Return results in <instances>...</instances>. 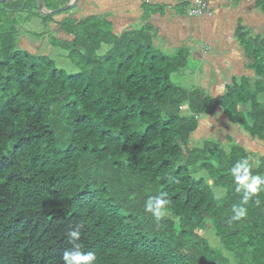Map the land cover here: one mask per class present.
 <instances>
[{"label": "trees", "instance_id": "16d2710c", "mask_svg": "<svg viewBox=\"0 0 264 264\" xmlns=\"http://www.w3.org/2000/svg\"><path fill=\"white\" fill-rule=\"evenodd\" d=\"M16 1L0 7V264H264V156L194 142L221 108L264 146V39L239 33L256 76L214 97L174 82L189 53H163L150 28L116 38L73 22L69 75L19 47L9 17L30 3Z\"/></svg>", "mask_w": 264, "mask_h": 264}, {"label": "crops", "instance_id": "0c3cea01", "mask_svg": "<svg viewBox=\"0 0 264 264\" xmlns=\"http://www.w3.org/2000/svg\"><path fill=\"white\" fill-rule=\"evenodd\" d=\"M204 1L207 14L192 16L189 13L191 5L185 0H79L74 11L58 16L44 14L52 17L47 20L45 37L50 43H53L51 37L54 34L61 41L72 42L75 35L67 32L65 26L72 25L73 22L74 27L80 26L83 32L87 31V28L91 31L94 26H100L116 38L129 32L150 28L155 45L163 53L175 54L187 50L189 63L185 71L200 72L207 92L218 97L223 95L235 80L256 76L250 68L252 59L245 55L237 36L244 33L252 39L264 38V0ZM65 5L60 4L54 8ZM44 6L48 11L56 10ZM50 30L54 33L51 36ZM20 31L19 47L37 54L30 50L31 44L28 38L23 36L26 32L23 29ZM51 50V47L43 50L45 56L49 55ZM228 126L231 128L232 124ZM239 128H235L236 134L245 140L246 137L249 141L254 140ZM233 137L241 144L237 140L238 136ZM259 144L258 141V146Z\"/></svg>", "mask_w": 264, "mask_h": 264}, {"label": "rangeland", "instance_id": "374dc122", "mask_svg": "<svg viewBox=\"0 0 264 264\" xmlns=\"http://www.w3.org/2000/svg\"><path fill=\"white\" fill-rule=\"evenodd\" d=\"M28 1L30 3L27 5V6H30V9H28V12L27 10H24L23 8V10L15 14V17H13V15L9 17L8 12H2L3 15L5 17H9L13 21L17 19V23L15 27L18 30L23 29V31L26 32L25 35L23 34L22 35L28 38L29 43L31 44L30 45L31 51L37 52V54L40 56H45L43 50L45 51L48 49V47H51L52 49L51 53L45 57L52 60L55 67H57L60 70H64V72H66L69 75L79 73L80 72L79 66L76 65L75 62L72 61V59H70V55L72 52L68 51L65 47H63L62 43L66 41H61L60 39H58V36H55V34L51 32V30L49 31V35L51 36L52 34H54L51 37L53 43H50V40L47 39V37H45V33L47 32V27H48L47 20L52 19V17L45 16L43 11L39 9V6L34 0H24L25 5H26V2L28 3ZM56 1L58 0H44V3L46 6L54 8L61 4L60 1L59 2H56ZM15 2H18V1H15ZM15 2L13 4L11 3L0 4V7H3L2 10H5V9L11 10L9 8H13L17 4ZM54 9H57V8H54ZM55 16H58V14H56ZM237 37H238L239 42L242 45V49L244 50L245 55H249V49H247V47L243 44L239 36ZM260 38L261 37H259L258 39ZM247 39L250 40L252 38L248 36ZM59 41H60V44H59ZM109 48H110V45H107V44L103 45L101 54H104L106 50H108ZM254 50L256 52L258 49L254 47ZM76 57L78 59L80 56L77 54ZM184 72L186 74L181 73V74L175 75L174 82L193 85V87L196 86L197 88L203 87L206 90V92L208 91V89L203 85L200 72L199 73L198 72L191 73L189 71H184ZM228 124L231 125L232 123L227 118V116H225V114L222 112L221 108H219L213 116L203 119V125L201 126L199 131L195 133L194 142L203 146L206 144V142L213 141L216 144H220L223 150L228 151L231 145H234L235 143H237L236 139L233 136L235 137L238 136L239 138L237 140L248 148V151L252 153V159L254 160L255 165L258 166L259 157L264 156V146L261 144H259L258 146V141L256 139H254L253 141H249V138L246 137V140H245L244 138L241 137V135L235 133L234 131L235 128L237 129L239 128L237 125L233 126L232 124L230 128ZM248 136L250 137V135ZM200 176L208 178L207 174L205 173L200 174ZM255 185H256V179L250 180L249 182L246 183V186L249 188H253L255 187ZM205 236L207 237L208 240L212 242L214 246H217V247L220 246L212 230L207 231L205 233Z\"/></svg>", "mask_w": 264, "mask_h": 264}, {"label": "clouds", "instance_id": "9594fccd", "mask_svg": "<svg viewBox=\"0 0 264 264\" xmlns=\"http://www.w3.org/2000/svg\"><path fill=\"white\" fill-rule=\"evenodd\" d=\"M255 191V189H252ZM166 204V201L160 197L149 198L148 202L145 205V210L147 212L153 213L154 216L159 218L160 216V209ZM243 213L241 212L240 215ZM70 238L79 239L80 232L78 230H73L69 233ZM64 260L67 264H92L95 260V257L92 254L89 255H82L79 252L74 253H64Z\"/></svg>", "mask_w": 264, "mask_h": 264}, {"label": "water", "instance_id": "95a60500", "mask_svg": "<svg viewBox=\"0 0 264 264\" xmlns=\"http://www.w3.org/2000/svg\"><path fill=\"white\" fill-rule=\"evenodd\" d=\"M14 1H16V0H0V3H10V2H14ZM58 1H60V0H58ZM78 2H79V0H69L65 6H61L58 9L53 10V11H48L45 8L44 0H38V3H39L38 5H39V9L41 11H43L44 14L51 16V15H56V14L59 15V14L69 12V11H74L78 7V5H77Z\"/></svg>", "mask_w": 264, "mask_h": 264}, {"label": "built area", "instance_id": "2783aa9c", "mask_svg": "<svg viewBox=\"0 0 264 264\" xmlns=\"http://www.w3.org/2000/svg\"><path fill=\"white\" fill-rule=\"evenodd\" d=\"M189 5H191L189 13L192 16H202L207 14L206 4L203 0H185Z\"/></svg>", "mask_w": 264, "mask_h": 264}]
</instances>
